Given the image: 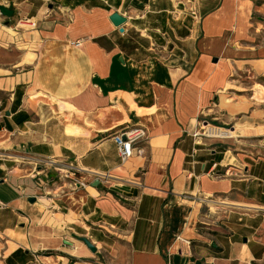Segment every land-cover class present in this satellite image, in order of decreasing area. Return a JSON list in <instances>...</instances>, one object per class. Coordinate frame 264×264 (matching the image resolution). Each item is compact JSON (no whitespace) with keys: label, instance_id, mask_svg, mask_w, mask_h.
<instances>
[{"label":"crops","instance_id":"obj_1","mask_svg":"<svg viewBox=\"0 0 264 264\" xmlns=\"http://www.w3.org/2000/svg\"><path fill=\"white\" fill-rule=\"evenodd\" d=\"M0 264H264V0H0Z\"/></svg>","mask_w":264,"mask_h":264},{"label":"built area","instance_id":"obj_2","mask_svg":"<svg viewBox=\"0 0 264 264\" xmlns=\"http://www.w3.org/2000/svg\"><path fill=\"white\" fill-rule=\"evenodd\" d=\"M76 44H78V42ZM206 127L209 128V131L219 129L215 126L209 125L208 123H204L201 126L202 133L204 135H206L205 134L206 129H204ZM143 139H145V132L142 128L125 129L122 132L115 135L113 137V142L116 146L117 156L120 162L123 163L128 161L133 156L136 144ZM63 168H65L66 171L65 172L63 171L59 176L62 179H67L71 187L85 188L87 186V183L80 176H78L77 173L73 172L72 169L74 168L72 166H63L62 169Z\"/></svg>","mask_w":264,"mask_h":264},{"label":"rangeland","instance_id":"obj_3","mask_svg":"<svg viewBox=\"0 0 264 264\" xmlns=\"http://www.w3.org/2000/svg\"><path fill=\"white\" fill-rule=\"evenodd\" d=\"M257 1H260V0H257ZM194 12L192 11V9H185V10H183V14H181V15H183L184 16V18H188L189 16L192 18V19H194L193 17H194V14H193ZM187 14H189V16H187ZM30 25L29 24H22V23H20L19 24V27H18V30L19 31H25V32H30ZM161 37L163 38V39H167V35L165 34V33H163V34H161ZM152 48H155V46H153ZM173 48V50L174 51H176V50H178L177 48H174V46H172V44L171 43H168L167 44V47H166V44H164L163 45V47H158L157 48V50H158V53H159V55H158V57H163L164 58V60L166 59H170V58H172L173 57V55L171 54V52H172V49ZM226 130L228 131V132H230L229 131V129L228 128H226ZM225 130V131H226ZM227 132V133H228ZM232 136H234V134H232ZM127 166H129V164H127Z\"/></svg>","mask_w":264,"mask_h":264},{"label":"bare ground","instance_id":"obj_4","mask_svg":"<svg viewBox=\"0 0 264 264\" xmlns=\"http://www.w3.org/2000/svg\"><path fill=\"white\" fill-rule=\"evenodd\" d=\"M248 2V1H247ZM221 93H223V92H221ZM220 93V94H221ZM224 94V93H223ZM229 99V98H228ZM220 100V99H219ZM221 100H222V103L224 104L225 103V98L224 97H221ZM220 100V101H221ZM230 102V101H229ZM220 103V102H219ZM221 103V104H222ZM222 104V105H223ZM72 106V105H71ZM69 104H67V103H65V102H60L59 103V109L60 110H63V109H67V110H72V108L73 107H71ZM233 109H235V108H233ZM81 113V112H80ZM100 114V113H99ZM86 120V119H85ZM204 129H206V131H205V134L206 135H208V136H210V137H221V136H231L232 135V132H228V131H223V130H219V129H217V130H212V131H209V128L208 127H206V128H204ZM80 131V130H79ZM78 131V132H79ZM228 132V133H227ZM68 133L69 134H76V132H75V130L74 129H71V128H68ZM225 203V202H224ZM10 232V231H9ZM18 242V241H17ZM15 244V243H14Z\"/></svg>","mask_w":264,"mask_h":264},{"label":"water","instance_id":"obj_5","mask_svg":"<svg viewBox=\"0 0 264 264\" xmlns=\"http://www.w3.org/2000/svg\"><path fill=\"white\" fill-rule=\"evenodd\" d=\"M109 20L110 22L112 23V25L114 27H120L124 22H125V18L120 16L119 14L117 13H112L110 16H109ZM124 139V138H123ZM99 184V181L98 180H95L93 183H92V186L95 187ZM29 202H34V198H30L28 200ZM81 241L84 243V245L86 246V248L91 252V253H94L96 252V248L90 244V242L85 239V238H81Z\"/></svg>","mask_w":264,"mask_h":264}]
</instances>
